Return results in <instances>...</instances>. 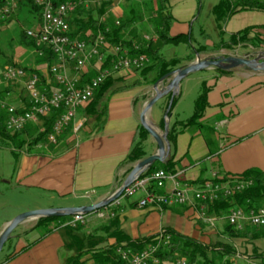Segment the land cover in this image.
<instances>
[{
	"label": "crops",
	"instance_id": "1",
	"mask_svg": "<svg viewBox=\"0 0 264 264\" xmlns=\"http://www.w3.org/2000/svg\"><path fill=\"white\" fill-rule=\"evenodd\" d=\"M187 1L190 2L188 5L177 9L179 6H172L173 0H168L169 12L173 19L171 36L186 34L185 27L188 23H182V32L175 34L174 31H178L177 28L181 26L176 14L189 16L193 11V0ZM111 13L118 15L115 11ZM113 22L116 23L114 20ZM262 25L264 12L245 10L231 16L226 21L225 28L229 27L228 35L231 36L246 27ZM41 66L34 69H38L43 75ZM183 66L186 65L180 63L179 67ZM204 72L203 82L209 92L203 116L197 125L189 126L180 130L181 132L176 126V132L179 133L173 142L169 143L167 156V160L172 159L174 163L175 181L193 189L202 187L215 177L229 178L249 170L264 172V73L243 69ZM150 78L152 76H149ZM111 80L112 86L98 98L94 111L88 109L91 100L78 110L74 123L58 136L56 144L49 143L46 137L35 143L36 129L40 130L41 126L31 124L27 127L29 132L22 136L25 143L18 145L19 149L15 151L14 189L30 190L34 195L42 194L41 202L45 205L36 207L35 210L81 207L97 203L112 196L126 179L134 165L125 161L140 126L139 116L146 103L153 97L154 91L153 85L146 83L132 87L134 81L141 79L131 71L118 72ZM183 80L178 87L176 101L182 97ZM165 85L166 82L162 83L158 89ZM169 100V96H166L157 101L146 116L156 131L163 121L158 122L160 125L157 126L159 115L161 112L165 113ZM100 110H103V114L96 119L95 111ZM172 112L173 108L170 114ZM173 114L169 120V128L175 123L185 121L176 117V114L173 119ZM78 124L82 127L74 131V126ZM142 149L145 153L143 158L157 151L155 142L149 136L143 142ZM172 186L173 182L167 180L163 188L153 187L152 190L163 194L169 192ZM141 196L139 193V196L132 197H137L136 199L128 198L122 202L119 198L118 205L110 208L117 216L121 229L131 239L155 236L164 229H173L183 235H189L188 232L192 230L189 221L197 218L198 211L202 208L198 203L161 209L151 206L139 208L136 203ZM19 213L21 212L12 214L4 222V226ZM103 221L105 220L92 213L86 218V229L91 231ZM35 225L36 221H27L19 226L16 229L18 238L28 233L32 235ZM223 225L214 226L218 228L217 234ZM34 234L33 242L17 249L15 246L12 251L18 254L27 247L24 252H20L13 260L1 261L0 264H62L64 258L61 255V232L53 231L41 240L37 231Z\"/></svg>",
	"mask_w": 264,
	"mask_h": 264
},
{
	"label": "trees",
	"instance_id": "2",
	"mask_svg": "<svg viewBox=\"0 0 264 264\" xmlns=\"http://www.w3.org/2000/svg\"><path fill=\"white\" fill-rule=\"evenodd\" d=\"M56 3H64L66 1H74L77 3V8L74 14L69 18V23L72 27V37L78 40H86L88 37L87 32H90L94 36L97 32H102L108 43L116 46L120 45L129 50V55L135 57L143 55L148 58V63L140 69L133 70L134 73L141 79L134 81L131 86H135L141 83L148 85L155 84L161 77L170 73L171 71L179 68L180 61L178 58L166 59L162 55V49L166 45L177 46L181 42L189 40L188 34H180L177 36L170 35V29L173 24V19L169 12L168 0H157L156 11L153 15L154 27L157 32V39L162 44L160 47L154 48L152 45L147 47L135 46L131 40L126 41L124 38V28L127 23H135V15L130 16L124 23L116 25L115 23H107L105 16L106 6L108 2L101 3L97 6L85 8V0H54ZM3 4V0H0V7ZM24 9L29 14L36 15V21L40 18V9L34 4V0H19L18 10ZM17 10V11H18ZM261 11L264 12V0H220V2L212 8V13L215 16V22L217 27H220V23H226L227 20L234 14L240 11ZM12 19L17 20V15L14 14L6 20H0V24L8 23ZM109 26L111 31L109 34L104 33L105 27ZM221 29V28H220ZM19 40L21 43L29 46L36 51L35 44L30 40L25 31L19 33ZM230 43L233 45L247 44L254 48H264V25L246 27L245 29L229 36ZM223 44L219 45L222 46ZM226 45V44H224ZM248 45V46H249ZM227 46V45H226ZM137 47V49H135ZM218 47V48H219ZM202 48L200 49V51ZM199 53V50L196 51ZM54 58L49 51H44V57L39 59V63H46L50 65ZM11 65V64H9ZM28 73H38L41 81L44 83V79L36 69L23 68ZM221 72V71H220ZM149 76L152 78L149 79ZM112 80L107 79L96 91L92 98V103L89 106V110L94 111V106L98 101V98L103 95L104 92L109 90L112 86ZM201 93L194 103L193 114L185 121L178 122L172 125L167 134V141L173 142L176 134L184 130L185 128L197 125L199 120L203 116V112L207 106V94L209 88L206 83L201 85ZM123 88V87H122ZM12 87H1L0 94L3 96L7 92L12 91ZM121 89V88H118ZM4 94V95H3ZM170 98V96H169ZM176 98L174 97L170 106L169 113L171 112ZM26 109L29 108L25 105ZM168 107V104L166 108ZM97 113L96 119H99L103 110L95 111ZM59 115V112H52L49 117L42 119L41 128L43 131L36 129L37 136L34 142L44 139V137L51 131V126L54 120ZM6 116L0 111V145L15 144L23 145L25 140L20 138L29 132L28 126L19 133H10L5 128ZM163 124V121H161ZM176 126L179 128V132H176ZM181 130V131H180ZM148 137L147 132L139 126L138 132L134 141V145L126 158V163H135L141 160L145 153L142 149V144ZM31 144V143H30ZM15 152V151H13ZM174 163L172 159H168L165 163H154L148 170L143 173L140 178L148 176L157 170H162L166 173L173 174ZM251 181V186L243 189L240 192L234 193L230 197L219 196L217 200L206 201L199 203L206 209V214L215 216L216 220H224L219 236L218 242L210 245L204 244L200 241L192 239L186 235L180 234L176 231L168 229L163 236H169L167 244H163L164 239L159 238V234L150 237H144L139 239H131L120 227L117 216L112 219L105 220L98 225L95 229L89 231L86 229V225H78L75 228L62 227L70 217H52V218H40L32 230L39 233V240L49 235L53 231L59 230L61 232V238L63 241V249L69 253L64 258L62 264H128L117 253V249L123 251H129L131 255L139 254L153 246H158L156 251V258L160 261V264H174L178 263L177 257H181L185 264H231L233 258L237 257L234 241L237 239L255 241L264 238L263 228H256L246 225L242 230L236 229L234 226L228 224L226 217L232 209L242 208L247 210H256L264 203V172L259 170H249L241 175L233 177L212 178L209 182L213 183H226L234 181ZM153 186L148 187V190H152ZM122 196V195H121ZM202 209V208H201ZM216 227V225H215ZM38 240V241H39ZM26 248L21 251L24 252ZM18 254L11 252L6 253L3 258V262H9L13 260ZM252 260L258 262L257 264H264V252H258L256 249L252 254ZM238 259V258H237ZM181 260V261H182ZM248 262H246L247 264ZM249 264V263H248Z\"/></svg>",
	"mask_w": 264,
	"mask_h": 264
},
{
	"label": "built area",
	"instance_id": "3",
	"mask_svg": "<svg viewBox=\"0 0 264 264\" xmlns=\"http://www.w3.org/2000/svg\"><path fill=\"white\" fill-rule=\"evenodd\" d=\"M18 3L19 0H3L0 20H6L14 15L18 10ZM34 4L40 9V18L34 28L25 30V34L34 42L35 53L39 58L44 57V51H49L54 60L50 65L44 63L43 67L41 66L43 71H46L43 75L36 69L43 77L44 83L38 73H28L15 65L0 69V86L3 88L21 86L26 95L24 102L13 103L9 100L11 92H7L5 99L0 100V111L6 116L5 128L10 133H19L31 124L41 126L42 119L58 111L59 115L52 123L51 131L45 136L49 143L56 144L58 136L74 123L78 110L92 100L107 79L121 71L142 68L148 63V58L143 55L131 57L128 49L108 43L102 32H97L94 36L87 32L86 40L73 38L69 18L77 8L74 1L56 3L54 0H34ZM84 6L88 8L86 0ZM110 31L109 26L105 27V34H109ZM25 105L29 108L26 109ZM81 127V124L75 125L74 131ZM40 130L43 131L42 128ZM167 180L173 182L169 192L160 194L148 190L151 185L154 189L163 188ZM251 184L250 180L226 183L208 181L194 190L175 181L173 174L157 170L148 176L137 178L123 191L121 197L128 199L141 193L142 196L136 203L139 208L151 206L161 209L211 202L217 200L219 196L230 197ZM118 202L119 199L97 211V218L102 220L114 218L115 213L110 208L118 205ZM87 216L73 215L62 227L75 228L78 225H85ZM226 220L238 230H242L246 225L264 228V203L256 210L232 209ZM163 234L164 232H161L159 238L164 239L165 245L169 236ZM157 248L158 246H153L135 255L119 248L117 253L128 264H160L155 256ZM177 264L185 263L182 261Z\"/></svg>",
	"mask_w": 264,
	"mask_h": 264
},
{
	"label": "rangeland",
	"instance_id": "4",
	"mask_svg": "<svg viewBox=\"0 0 264 264\" xmlns=\"http://www.w3.org/2000/svg\"><path fill=\"white\" fill-rule=\"evenodd\" d=\"M86 1L88 2V6L90 7L108 2L109 4L108 6H106L104 19H106V21L110 24L114 23L113 20L122 24L130 16L135 15V23H127L124 28V36L126 35L124 39L126 41L131 40L133 42V45L142 47H147L149 44L154 48H157L162 45L157 39L158 35L154 27L153 19V15L156 11L157 0ZM193 2L194 8L191 12V15L187 16V14H184L178 16L176 14L177 19L181 23L180 25L182 27L180 26V28H177L178 31H174L175 34L182 32L184 25L188 23L187 27H185V33L189 35V40L181 42L177 46H164L162 49V55L166 59L178 58L181 64L187 65L195 61L196 55L199 59L203 60L210 58H219L221 56L226 57L229 55L243 57L245 55L250 56L254 54L255 56L259 52H264V48H254L249 45L250 43L244 45H233V43H230L228 35L229 27L225 28L226 26L224 23H220V27H217L215 16L212 13V8L217 5L220 0H193ZM189 3L190 2L187 0H173L171 5L174 6V4H176V6H179L177 9H181L182 6L188 5ZM111 11H115V13L117 12L118 15H114V13H111ZM15 14L17 15V20L12 19L8 23L0 24V69L4 68L5 66H10L9 64L15 65L20 68L34 69V67L41 66L44 63H39L40 58L37 56L35 51H33L31 47L21 43L18 36L22 30L25 31L27 29H32L35 27V24L37 23L36 15L33 13L29 14L24 9L16 11ZM182 23L185 24L183 25ZM223 31L225 32L223 33ZM221 44L223 45L219 47V45ZM224 44H226L227 46ZM201 48L202 50L200 51ZM198 50L199 53L196 52ZM44 72L46 73V71ZM131 72L133 73L134 71ZM218 72L220 71L218 70ZM204 80V71L192 73L183 80L184 86L182 97L174 103L173 112L171 114L174 113L176 114V117L185 120L193 114L194 103L201 93V84ZM25 96L26 95L22 87L17 86L12 89L9 100L13 103L19 101L24 102L26 98ZM3 97V99H5V95ZM0 100H2V94H0ZM174 114L172 117L173 119L175 117ZM163 116L164 114L161 112L159 115V119L157 120V126L160 125L158 124V122L160 123V121L163 120V124L158 127L157 131L155 130L159 135L163 134L165 128L164 124L166 119ZM0 138L2 137L0 136ZM41 143L44 144V142L42 141ZM18 149L19 148L16 142L15 144L4 143V145H0V230L3 228L4 222L12 214H16L18 212L24 213L27 212L26 210L33 211L36 207L45 205L41 202L42 194L34 195L32 191L30 192V190L18 191L14 189L16 171L15 153ZM7 182H9V184H6ZM136 195L139 196V193H137ZM136 198L137 197H134L132 199ZM124 199L125 198L120 197L121 202ZM74 203L79 204L82 202ZM23 210L24 212H22ZM198 212L199 213L197 215V218L191 219V221H189L192 230L188 232L190 234L186 236L200 241L204 244L213 245L217 243V237L220 234L218 233V235L216 233V230L218 232V228H214V226L223 225L225 218H223L224 220L222 221H218L215 219V216L210 217L206 214V209L204 206H202L201 211L199 210ZM33 221L34 223L35 221L37 223L38 220ZM167 230L168 229H164L158 234H160L161 232L165 233ZM34 233H36V231ZM34 233L32 235L28 233L29 235L27 234L26 236L18 238L19 236L17 235V232L15 230L12 233V238H10L5 243L0 253V262L3 261L6 253H11L13 251V248H15V246L17 249L21 246H27L28 244L33 242V240H35ZM234 246L237 257L232 259L231 264H246V262H248L249 264H257L258 262L251 259L253 256L252 254L255 249L258 252H264V238L255 241L237 239L234 241ZM61 255L63 258H65L69 255V253L63 249L61 251ZM176 260L178 262H186L185 259L182 260V258L179 256ZM174 264L177 263L174 262Z\"/></svg>",
	"mask_w": 264,
	"mask_h": 264
},
{
	"label": "water",
	"instance_id": "5",
	"mask_svg": "<svg viewBox=\"0 0 264 264\" xmlns=\"http://www.w3.org/2000/svg\"><path fill=\"white\" fill-rule=\"evenodd\" d=\"M237 69H243L254 73H264V52H259L255 56L254 54L250 56L245 55L243 57L229 55L226 57L221 56L219 58H210L203 60L199 59L196 55V59L194 62L186 66L179 67L161 77L155 84H153L152 87L154 95L146 103L139 116L140 126L147 132L148 136L156 144V153L135 162L119 189L112 196L107 197L102 201L81 207L38 209L20 213L19 215L15 216L4 226V228L0 232V253L5 243L12 237V233L27 221L38 220L40 218L71 217L76 214L90 215L103 208H106L111 203L118 200L121 197L123 191L127 187H129L137 178H139L146 170H148L154 163L158 162L163 164L167 161V156L170 149L169 142L167 141V134L169 130L168 124L171 117L169 110L172 100L176 96L181 81L188 75L199 71L219 70L229 72ZM164 82H167L166 85L163 86V88L158 89V87ZM166 96H170V100L168 107L164 113V118L166 119L164 124L165 128L163 134L159 135L149 124L146 116L153 105Z\"/></svg>",
	"mask_w": 264,
	"mask_h": 264
}]
</instances>
